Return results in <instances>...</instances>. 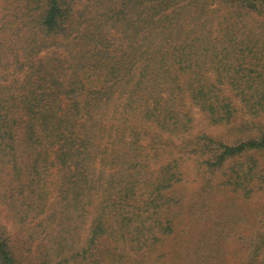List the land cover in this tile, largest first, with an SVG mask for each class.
I'll use <instances>...</instances> for the list:
<instances>
[{"label":"trees","instance_id":"16d2710c","mask_svg":"<svg viewBox=\"0 0 264 264\" xmlns=\"http://www.w3.org/2000/svg\"><path fill=\"white\" fill-rule=\"evenodd\" d=\"M0 211V264H264V0H0Z\"/></svg>","mask_w":264,"mask_h":264},{"label":"rangeland","instance_id":"374dc122","mask_svg":"<svg viewBox=\"0 0 264 264\" xmlns=\"http://www.w3.org/2000/svg\"><path fill=\"white\" fill-rule=\"evenodd\" d=\"M197 124L199 125V119L198 118H197ZM0 221L3 224H6L7 225L8 231H10L12 233V235L15 234L16 229L14 228V226H12V223L8 222V220L6 218V214L2 213L1 211H0ZM233 244H232V247L235 248L236 245L233 246Z\"/></svg>","mask_w":264,"mask_h":264}]
</instances>
